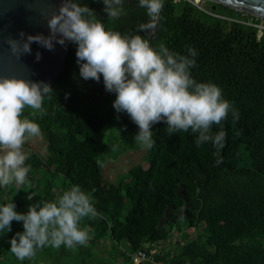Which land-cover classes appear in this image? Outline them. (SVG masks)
<instances>
[{
  "label": "trees",
  "instance_id": "1",
  "mask_svg": "<svg viewBox=\"0 0 264 264\" xmlns=\"http://www.w3.org/2000/svg\"><path fill=\"white\" fill-rule=\"evenodd\" d=\"M79 3L95 10L107 28L140 34L153 47L162 43L181 55L194 48L192 78L220 87L239 119L234 120L230 111L226 120L213 126V134L226 133L222 147L211 142L198 147L197 134L191 130L169 135L166 123H157L147 164H136L116 183H107L103 177L107 158L141 148L134 138L139 128L127 113L113 107L116 95L106 90L102 76L99 82L80 76L77 46L71 43L42 112L33 115L31 109L25 110L48 141L45 157L28 154L29 175L51 171L69 187L80 185L91 195L98 216L85 218L81 227H88L91 237L94 232L95 239H109L117 264H136L133 254L140 249L148 253L155 243L199 228L204 230L201 236L177 239L168 259L161 250L152 255L154 259L138 264H264V19L211 1L201 6L189 0H164L156 29L140 33L138 26L149 17L139 0H124L125 14L118 20L108 19L101 0ZM243 154L248 161L242 162ZM52 184L49 181L45 190L49 192ZM5 187L0 186V205L6 204ZM180 187L183 198L178 195ZM33 190L19 188L21 193ZM14 203L21 213L22 202ZM186 207L187 213H179ZM20 229L24 231L23 226ZM3 235L0 264H51L40 252L18 260L10 251L14 234ZM122 241L127 248L120 246ZM73 259L79 260L70 254L68 261L56 259L52 264H72ZM98 263L84 255L83 262H74Z\"/></svg>",
  "mask_w": 264,
  "mask_h": 264
},
{
  "label": "clouds",
  "instance_id": "2",
  "mask_svg": "<svg viewBox=\"0 0 264 264\" xmlns=\"http://www.w3.org/2000/svg\"><path fill=\"white\" fill-rule=\"evenodd\" d=\"M101 2L109 20L125 14L124 0ZM163 5L164 0H139L149 21L140 24L138 32L156 29ZM40 11L47 19L50 34L29 35L24 40L25 34L21 33L20 39L7 41V55L0 51V186L28 183L31 167L26 165L24 145L42 133L39 124L25 116V110L31 109L33 115L42 112L45 96L50 98L53 92L50 84L27 79L12 67L13 57L18 61L30 54L33 42L48 50L54 48V41L76 45L80 76L97 82L103 77L106 90L116 95L113 107L118 113H127L138 126L134 138L142 149L153 148L156 141L152 127L160 122L166 123L169 135L191 130L197 134L198 147L206 142L223 146L226 133L221 130L213 134V126L226 120L230 111L234 120L239 115L220 87L192 78L190 69L197 55L194 48H188V55H181L162 43L153 47L140 34L124 35L107 28L95 10L82 6L79 0H61L57 10ZM36 58L40 59V53ZM97 216L91 195L80 185H72L54 201L30 204L26 213L17 212L14 202L0 205V235L12 231L14 220L23 222L24 231L12 237L10 251L24 261L45 246L73 249L86 245L90 229L81 227V221Z\"/></svg>",
  "mask_w": 264,
  "mask_h": 264
},
{
  "label": "rangeland",
  "instance_id": "3",
  "mask_svg": "<svg viewBox=\"0 0 264 264\" xmlns=\"http://www.w3.org/2000/svg\"><path fill=\"white\" fill-rule=\"evenodd\" d=\"M194 1L196 3H199L201 6H203L207 4V2L210 0H199V1L194 0ZM24 150L27 154H29L30 152H36L45 157L48 154V141L44 136V134L42 133L40 137L30 138L25 143ZM146 156H147V150L139 148V149L127 150L121 153L117 158L108 157L103 167V177L105 182L116 183L121 177V175L127 173L132 166L136 164H147ZM242 158H243L242 162H245L246 160L248 161V158L245 156V154L242 155ZM39 174H40L39 172L38 174L32 172V174L28 175V183L24 186H17L14 184L6 186L5 187L6 192L2 200L7 204L10 202H14L15 199H19L22 202L20 205L22 210L21 213H26L28 210V206L30 204L37 203L39 201H51L52 195L54 196L53 200H55L59 195H61L64 189L66 190L67 188H69V185L63 181L64 178L62 176L60 178H57L56 176L52 175L51 171L47 173H43V175L42 174L39 175ZM49 181H52L53 183L50 188V191H52V193H49L50 191L48 192L45 190V187L49 183ZM19 188H21L24 191H28L33 188L34 190L32 192L21 193L19 191ZM17 207L18 206L16 205V209ZM12 223H14V221ZM16 223L18 225L16 226H14L13 224L11 225L12 227L11 232L14 234V236L16 235L17 232L22 231V229L20 228L23 226L22 221ZM203 232H204L203 228H199L191 231L187 230L184 231L183 233L180 232L174 234L172 238H169L168 240L161 242L163 250L165 251L166 249L169 250L175 249L177 247V241L179 239L181 238H185L184 240L187 239V237H183V236L197 237V236H201ZM92 234H93L92 237L90 236L88 243L84 246L78 245L73 249H69L65 246H61L60 248L45 246L42 249H38L37 253L40 252L41 254L47 256L48 261L51 264L56 259L58 260L62 259L60 260L62 262L68 261L70 254L72 255L73 258H75L76 256H78L79 258V260L73 259L72 264H74L75 261L76 263L83 262V255L84 257L86 256L90 257L92 260H96L97 262L99 261L100 263L98 264H104V262L102 261H107V260H108V264H117L118 263L117 258H112L110 255L112 251L111 250L112 243L109 241V239L98 240L94 238L95 233L93 232ZM120 246L123 248H127V243L125 241H122ZM67 251L70 254H68ZM38 256H40V254H38ZM39 264H42V262Z\"/></svg>",
  "mask_w": 264,
  "mask_h": 264
},
{
  "label": "water",
  "instance_id": "4",
  "mask_svg": "<svg viewBox=\"0 0 264 264\" xmlns=\"http://www.w3.org/2000/svg\"><path fill=\"white\" fill-rule=\"evenodd\" d=\"M211 2L227 5L238 11L248 12L254 16L264 19V0H210ZM61 0H0V51L5 55L9 52L7 41L20 39V34L24 33V40L27 36L39 35L48 36L50 29L47 19L42 15L40 9L57 10ZM216 5H213L215 8ZM71 42L60 45L54 41V48L48 50L38 43L31 44V53L24 54L16 61L12 67L23 77L32 81H43L51 86L58 80L62 72L69 52ZM37 53L40 59L37 60ZM9 68L5 62V70ZM179 197L185 196L183 187L178 190ZM171 208L166 210L165 217L168 216ZM187 213V207L179 213Z\"/></svg>",
  "mask_w": 264,
  "mask_h": 264
},
{
  "label": "built area",
  "instance_id": "5",
  "mask_svg": "<svg viewBox=\"0 0 264 264\" xmlns=\"http://www.w3.org/2000/svg\"><path fill=\"white\" fill-rule=\"evenodd\" d=\"M189 1L196 3L194 0H189ZM152 253L153 251L147 253L146 250L140 249L137 254H133L134 262L138 264L142 262L143 260H150V259L152 260L154 259V257L152 256Z\"/></svg>",
  "mask_w": 264,
  "mask_h": 264
},
{
  "label": "crops",
  "instance_id": "6",
  "mask_svg": "<svg viewBox=\"0 0 264 264\" xmlns=\"http://www.w3.org/2000/svg\"><path fill=\"white\" fill-rule=\"evenodd\" d=\"M152 246H151V248L149 250H150V252L153 251V253H152L153 256L156 255V253L160 252L161 250L163 251V247H162L161 242L160 243H155ZM175 250H176V248L175 249H171V250L166 249L165 250L166 259H168L171 256V253H174ZM158 263L159 264H164V263H166V261H158Z\"/></svg>",
  "mask_w": 264,
  "mask_h": 264
}]
</instances>
